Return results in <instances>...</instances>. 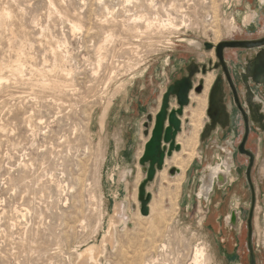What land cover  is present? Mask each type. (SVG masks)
Returning <instances> with one entry per match:
<instances>
[{"label":"rangeland","instance_id":"374dc122","mask_svg":"<svg viewBox=\"0 0 264 264\" xmlns=\"http://www.w3.org/2000/svg\"><path fill=\"white\" fill-rule=\"evenodd\" d=\"M249 8L261 16L251 28ZM263 36L259 0H0V264H195L200 247L204 264H249L247 228L225 261L198 196L202 157L218 162L232 135L208 133L205 111L181 156L185 179L177 185L170 166L148 186V217L138 161L169 85L192 60L216 58L192 42ZM188 107L183 143L198 105ZM252 239L264 264V183Z\"/></svg>","mask_w":264,"mask_h":264},{"label":"flooded vegetation","instance_id":"af4514ba","mask_svg":"<svg viewBox=\"0 0 264 264\" xmlns=\"http://www.w3.org/2000/svg\"><path fill=\"white\" fill-rule=\"evenodd\" d=\"M226 50L228 49L224 50V58L228 66L227 72H224L221 66L215 68L219 61L216 57L215 50H212L216 57L215 60L212 59V61H209L208 66L206 64H198L200 67L206 65L207 73L205 75L200 73L195 75L192 79L193 88L195 89L202 82L204 91V80L199 79L198 76H207L210 72L215 74V80L209 90L206 108V114L208 117L206 125L210 128L208 129V133H217L223 138L232 135L231 139L233 140L232 143H230L232 146L226 144L227 147H219V153L220 155L223 154L222 157L224 159L222 157H220L221 159L217 157L216 159L218 162H215L214 164H204L206 159L202 157V165H206L205 171H207L208 165H223V162H226L227 159H230V163L233 165L226 184L221 187L216 185L210 198L206 200V203L208 204V209L212 210L219 190L229 188L230 194L233 196L232 198L235 199V202L233 207H228V214L222 216V228L233 233L234 231L246 227L249 250L248 239L250 227L253 236V229L256 227L259 188L262 187V184L264 183V86L254 84L251 79L247 86L243 81L242 75L246 69L247 62L254 61L260 54V51L240 48L233 49L241 51L234 54L236 56L235 62L226 59ZM187 68L185 76L188 75ZM197 79L198 83H196ZM206 127L207 126H204L205 131L207 130ZM233 138H239L236 144L234 143ZM253 143H255L254 149L249 146ZM212 144L214 147L216 146L215 143ZM242 158L244 159L243 162ZM241 166H245L244 171H240ZM255 169L257 174L256 179H254L253 175ZM221 201V208L224 210L226 198L224 197ZM233 212H237L240 219L237 223L236 229L232 227L231 223ZM210 218L209 214V219ZM252 248L256 256L253 239Z\"/></svg>","mask_w":264,"mask_h":264},{"label":"water","instance_id":"95a60500","mask_svg":"<svg viewBox=\"0 0 264 264\" xmlns=\"http://www.w3.org/2000/svg\"><path fill=\"white\" fill-rule=\"evenodd\" d=\"M193 45L203 46L208 52L215 50L216 57L219 61L215 68L221 66L224 72L228 70L224 58L225 49L240 48L260 51V54L254 61L247 62L242 77L247 86L250 79L254 84L264 86V37L256 40L222 41L215 46L208 42L203 45L200 43H194ZM187 73L188 75L175 80L169 85L163 94L160 108L155 117L153 118L150 114L147 116L146 122H144V128L146 131H150L151 129V134L145 143L143 154L138 161L146 174L144 180L138 186V202L140 204V214L143 217L150 215V203L153 199L152 194L148 192V186L155 180L157 173L164 170L166 158L171 157L174 152L181 150V146L177 142V137L182 132V117L184 116V111L191 103L190 94L193 90L198 94H201L203 91L202 82L194 89L192 79L200 73L205 75L207 73V67L206 65L200 67V65L192 60L187 68ZM172 102L176 103L177 106L175 108H172ZM169 172L171 175H175L177 169L172 168ZM226 181L222 185L226 184ZM203 199L206 201L205 197ZM236 213L233 212L232 217ZM235 221L233 218L231 223H235ZM232 227L236 229V224H232ZM248 241L250 250L249 264H257L256 256L252 248L251 227Z\"/></svg>","mask_w":264,"mask_h":264},{"label":"bare ground","instance_id":"6f19581e","mask_svg":"<svg viewBox=\"0 0 264 264\" xmlns=\"http://www.w3.org/2000/svg\"><path fill=\"white\" fill-rule=\"evenodd\" d=\"M237 1V0H236ZM260 1V6L264 7V0H259ZM9 13V12H8ZM249 13H252L254 16L253 20L249 23L247 28H251L254 26V24L256 23V21L258 20V11H253L251 8H249L248 13H245V19L248 18ZM261 13V12H260ZM262 14V13H261ZM4 15V14H3ZM10 17V16H9ZM165 26V25H164ZM75 28H79L78 25L73 26ZM237 27V26H236ZM171 28V26H170ZM179 29V28H178ZM238 29V28H237ZM77 30V29H76ZM110 37V36H109ZM193 44L195 42H192ZM201 43V42H200ZM190 45V44H189ZM215 46V45H214ZM203 47V46H202ZM214 54V51H211V55ZM25 57V56H23ZM18 59V58H17ZM14 69V68H13ZM21 69L20 65L16 66V70L19 71ZM17 73V72H16ZM21 76V75H20ZM201 75H199L200 77ZM215 76L213 74H208L207 76L204 77V91L202 94L200 95H195L192 91L191 95H190V102L194 101L197 103L198 108L196 111H194L193 116H191L190 118V123L189 126L192 127V130L190 134H193L192 136L187 137L188 139H186V141H184L185 143L182 142V138H184L183 136L185 135V131H184V127H182V132L178 135L177 137V142L178 144L183 145L182 149L179 152H174V154L169 157L166 158L165 161V166H164V170L160 171V173L158 172V174H163L164 176H166V172L170 169V166H173L171 168H176L177 169V173L175 175H170V177L175 180L176 184H180V182H182L185 179V166L188 164L187 161L183 158H181L182 154L185 153L188 148V150L190 148H194L192 146H195L196 143H198L197 139H198V134L201 132V124L202 123V119L204 116V113L206 111L207 108V100H208V94H209V90L214 82ZM48 86V85H47ZM252 86V85H251ZM50 87V86H49ZM246 90V89H245ZM251 91V90H250ZM255 96V95H254ZM259 97V96H258ZM256 99V98H255ZM257 101V100H256ZM209 102V101H208ZM258 102V101H257ZM173 105V104H172ZM175 105V104H174ZM247 105V104H246ZM261 106V105H259ZM256 107V105H255ZM175 108V107H172ZM187 109H189V107L185 109L184 113L185 115L182 117V121H184L185 116H186V111ZM193 113V112H191ZM259 113V112H258ZM201 117V118H200ZM263 117V116H262ZM184 126V125H183ZM151 134V129L149 131V136ZM149 136L147 138H149ZM185 140V139H184ZM183 143V144H182ZM199 145V144H198ZM196 150V149H195ZM192 151V150H191ZM193 152V151H192ZM189 153V152H188ZM194 153V152H193ZM196 153V152H195ZM189 157L190 154H188ZM198 155V154H196ZM194 155H192L193 158ZM227 157V156H226ZM186 158V157H185ZM188 159V156H187ZM224 159V158H223ZM229 160V161H228ZM181 165V166H180ZM189 165V164H188ZM232 164L230 163V159H227L226 162H223L222 164H217L216 166L214 165H209L207 167V171H205V173L201 176V183H200V187H199V192H198V196L201 197L202 199L205 197L206 200H208L210 198V195L212 193V191L214 190V188L216 187V185H218V187L223 186V182H225V180L228 179L229 174L231 173V168H232ZM189 167V166H188ZM187 169V168H186ZM264 172V169H263ZM156 175V178H157ZM231 179V178H230ZM144 180V179H143ZM172 182H170L171 184ZM140 185V184H139ZM151 205V203H150ZM152 208V205H151ZM152 213V212H151ZM233 218L235 221V223L233 222L232 224H236V228H237V223L239 222V215L238 213H236L232 218L231 221H233ZM230 222V221H229ZM230 225V224H229ZM206 249L205 248H197L196 250V255H195V264H204L205 263V258H206ZM86 264V263H85Z\"/></svg>","mask_w":264,"mask_h":264},{"label":"crops","instance_id":"0c3cea01","mask_svg":"<svg viewBox=\"0 0 264 264\" xmlns=\"http://www.w3.org/2000/svg\"><path fill=\"white\" fill-rule=\"evenodd\" d=\"M261 16H258V20L260 22ZM258 22L254 24L253 27ZM111 111V108H110ZM148 140V138H147ZM145 140V143L147 142ZM128 142V141H127ZM145 143L143 144V147L145 146ZM130 149L129 147H122L120 150V158L125 159V154L126 152ZM144 151V149H143ZM119 155V154H118ZM117 155V157H118ZM201 165V164H200ZM216 200L214 202L212 210L208 209L205 221L208 225V232L213 233L215 235V238L217 239V242L219 243V253H222V256L224 257L225 261L234 259L230 257H238V239L239 235L241 234L242 229H239L237 231H234L233 233H230L229 230L226 231L225 229L222 228V216L225 214H228L229 206L233 207V203L235 202V199H233L230 194L229 188H223L219 190V193L216 196ZM226 198V204H225V209L222 210L221 208V200L223 198ZM209 214H210V219H209Z\"/></svg>","mask_w":264,"mask_h":264}]
</instances>
